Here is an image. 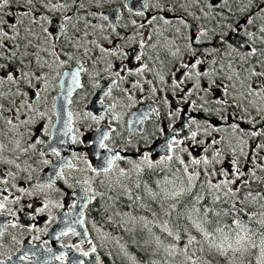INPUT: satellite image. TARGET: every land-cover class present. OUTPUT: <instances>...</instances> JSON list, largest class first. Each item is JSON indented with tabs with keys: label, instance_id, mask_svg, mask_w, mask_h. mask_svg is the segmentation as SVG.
I'll use <instances>...</instances> for the list:
<instances>
[{
	"label": "snow or ice",
	"instance_id": "snow-or-ice-1",
	"mask_svg": "<svg viewBox=\"0 0 264 264\" xmlns=\"http://www.w3.org/2000/svg\"><path fill=\"white\" fill-rule=\"evenodd\" d=\"M233 3L239 2V0H232ZM12 0H0V139H4L7 142H0V156L5 151L16 152L21 155H27L29 152L37 155L40 163L44 165L49 164V160L43 159L49 152L51 155L60 158V149L58 145L66 143L65 137H70L73 144L85 143V147L90 150L91 155L95 157L97 164L93 166L88 156H78L73 154V159L82 161L86 168L84 171H90L94 173V176L85 179L83 183L79 180L76 184L80 186L82 191L78 193L80 200L87 203L95 200V198L103 193H98L92 188V184L96 177H105L110 183L107 185L109 191L115 190L118 186L123 190V193L127 197L126 206L131 208L132 212H121L115 210V201L119 199L118 196L109 197V202H105L101 211L108 213L112 210V216H108L107 219L113 224L119 227L124 225H132L131 228L125 230L129 233L137 231L136 225H139L138 231L140 233H147L148 238L144 239L142 251L148 252L152 256H159L161 253L164 255V259H152L149 264H210V260L206 257L216 258L219 257L223 260V264H264V211L259 213H250L245 216L240 212L237 207L239 203L248 202L249 204H259L261 208H264V176H257L255 169L260 167L264 169V166L259 164H253L247 172L243 171L240 167V156H244L247 160L248 157L244 153V144L246 141L243 139L244 135L248 133L245 130L240 129L238 124H230V127L234 133H241L239 139V153L236 154L237 149L234 147L233 159L230 161L232 165L231 171L228 169H213L209 171L210 165L215 163H222L220 159L222 153L220 150H215L214 156L202 155L200 158L192 157L190 163L179 155L175 154L174 145L179 146L185 142V140H191L194 145L203 143L197 139L198 133L201 128L205 134L208 132L206 126L201 125L194 117L188 116L185 121V125L189 134L183 139H177L178 131L173 128L172 135L165 140L162 146L164 155L158 158L153 157V153L156 152V147H153L150 143L149 137L141 136V142L136 146L135 157H129L126 154L128 146L131 144V140L125 145V148L116 150L113 147H109L106 143L113 139L112 133L116 132V129L111 126V121L119 123L122 119L121 114L116 111L117 107L121 105L122 99L127 98L128 101L135 103L132 90L139 89L141 92L145 91V88L139 80L131 81V88H122L120 91L123 93V97L112 96V88L116 86L117 81L111 80L109 87L106 91H103L105 97H111L112 103L105 104L103 100L99 101L101 108L104 112L110 113V121L106 126L107 130H102L99 127L96 128L97 135L92 138L90 143L79 140L77 138V130L69 129V123L71 122L72 113L68 112V119H63L62 113L64 112V105H57L53 100L51 113L52 116H57L58 119L53 122L51 116H48L45 111L42 110V105L46 104V97L41 93H47L51 79L59 78L61 80V87L63 88V81L70 80L71 86L65 89L66 97L70 96L72 91L76 88H83L81 83V74L87 72L85 65L82 62H77V68L73 71H66L62 75L59 69L65 67L67 61L61 60L60 56L55 51V44H52L51 49L43 47L40 44L33 45V39L37 41L43 39L47 44L50 40H55L60 37L69 39V42H75L77 49L79 50V40L77 38L67 37V25L72 19L66 15L58 17L57 22L53 30V21L45 16L41 15L39 18L35 16L33 5L34 0H25L26 10L21 13V16L27 17L30 14L33 16V24L37 19L44 21L47 26L43 24L42 33L37 35L32 28L25 26L24 35H21V25H24V19H21L11 11ZM42 6L53 14L58 12H66L69 5L62 3L61 0H56V3H52V0H41ZM76 3V0H73ZM193 6L202 4V0H191ZM255 5L257 12H253L252 8ZM83 7V5H79ZM127 7V5H125ZM143 8H148V0H144ZM182 7H184L182 5ZM225 9L228 12H232V8L229 0H208L207 4L200 7L199 11L203 14L208 24H212L213 21L217 22L219 27H199L197 29L198 35L195 39L188 38L186 50L191 55V60L184 62L180 56V48L175 46L174 40H169L165 35L164 30L154 28V34L158 37L157 40L151 44H147L146 40L137 42L138 49H143L146 46L153 49H158L172 57L180 60V66L173 67L170 83L165 81L164 75L157 70L154 75L158 78L160 84L164 85L168 83V86L172 89L173 95L177 92L183 93L178 100L181 103L189 104L194 110L200 109L205 112H218L221 120H226L223 115V110L208 109L204 107V104L209 103L205 100L204 96H199V99L204 103L197 105L195 100L189 98L195 91L197 94L203 92L205 94L213 93L218 96L214 101L217 105L225 106V110L228 107H232L228 100L222 98L217 93V89L223 88V95H227L228 87H236L235 83L229 85H222L218 83L217 77H222L230 82L237 81L240 85L239 100L246 102L252 108H254L258 114H264V71H258L257 68H264V47H257V41L260 45H264V5L257 2V0H248L247 3L239 9L242 13H248L243 18V21L237 20L235 24H228L226 27L221 23L226 19L223 15ZM185 11L188 8L185 7ZM138 16H144L143 11L134 13ZM234 14V13H233ZM92 15H96L93 13ZM193 15H195L193 13ZM12 16L13 22L10 25L11 31L6 29V25L9 24L6 17ZM219 16V20L217 17ZM103 20H108L106 15L100 16ZM199 18V17H197ZM162 20L164 25H169L175 29L177 35H181V28L173 24V21L165 17L153 16L148 20L149 24ZM133 25L136 21H132ZM179 24L184 27H188L187 22L183 18H179ZM89 26V22L85 21V27ZM73 27H75L73 25ZM93 28L103 29L102 25H91ZM138 27L143 28L144 25L140 24ZM78 32L79 29H76ZM209 32H211L213 39L219 47L214 48L213 52L223 50L224 53H228L229 50L236 51L238 53L239 61L242 62L240 69L234 68L232 63L222 64L216 59L207 61V56L211 55V52L205 50L206 55L201 58L198 55L201 45L207 42ZM87 35V33H85ZM143 36V33H141ZM234 36H242L243 39L237 44H233ZM127 39V38H125ZM148 41L152 40V35L147 37ZM6 41H12L11 44ZM95 44V41H92ZM21 45H23V51H21ZM99 47V45H97ZM33 49V50H30ZM247 49V51H243ZM41 52L47 53L51 59H47L40 55ZM100 52L104 56H116L120 54L121 50H106L100 48ZM87 55V50H85ZM67 55L68 61L75 59L74 56ZM125 57L127 53H123ZM145 56L143 51H137L131 59L139 62ZM33 57V59H28ZM254 58V59H253ZM148 59L158 61L159 53L155 56H149ZM95 63V60H93ZM161 66L164 64L160 61ZM208 64L207 68L201 67ZM112 67L111 64L108 65ZM181 68L183 71H181ZM127 71L128 76L143 77L145 72H153V69L149 67L147 63L140 64L137 68L131 69L127 65L122 66L113 72V76L118 78L119 81H125L127 77L121 75V72ZM179 73V75H177ZM91 80H95L92 73H88ZM191 81V87L187 86V82ZM145 83L151 85L152 80H146ZM43 84V88L39 85ZM93 87L99 88V84L93 83ZM151 94L153 96L157 93L156 87H151ZM233 101L237 100V97H232ZM164 103H170L167 97L164 98ZM130 106V105H129ZM237 108H242L243 103H237ZM178 105L174 110H170L169 116L175 117L182 112ZM247 112V109H244ZM155 113L159 116L160 113L157 109H152L151 112L144 114L138 122L142 123L148 115ZM84 118L91 120L95 124L99 125L101 121L105 119L103 114L94 115L91 111L85 112ZM264 118V116H262ZM244 119L243 116L240 117ZM47 120V124H41V121ZM255 123V118L248 121ZM207 125V121L204 122ZM57 124L61 127L57 128ZM35 126V127H33ZM195 126V130H193ZM182 130V129H181ZM163 132V129H160ZM135 132V129H132ZM39 133V135H37ZM119 135V133H117ZM252 137L258 135H264V132L253 131L250 134ZM44 138H48V141L55 140V144L46 142ZM220 141L213 139L212 144H217ZM26 145V146H25ZM38 145H44V148L38 149ZM210 145H205L203 151L206 153ZM258 149H264V144L257 145L254 152ZM103 150V153L101 152ZM185 149H181L184 151ZM123 153V154H122ZM172 153V154H169ZM191 155V154H189ZM19 159V156H17ZM255 159H260L257 155ZM173 161L178 162L182 167H177L175 171L172 170L171 164ZM4 163L14 164L15 160H3ZM127 163L131 165L130 169L125 170L120 167V163ZM27 163V161H25ZM203 165L202 170H198L199 166ZM19 168L20 165L16 164ZM30 168L31 165H28ZM75 165L71 160L60 161V171L58 175L63 177V169H72ZM191 169V170H190ZM148 173L149 179H143L145 173ZM118 173V175H116ZM163 173V178H159V174ZM116 175V179L112 181V176ZM213 175H221V179L218 183H212L208 177ZM153 177H156L153 179ZM203 177V178H202ZM233 177V178H229ZM242 180V185H238L235 188L232 185H236L237 180ZM135 178L134 188L139 190L143 188V195L137 194L133 196L132 189L128 188L123 181L133 180ZM199 181V183H198ZM65 183H68L65 180ZM100 183L105 184V180H101ZM256 185L257 190H253L252 185ZM72 186V185H70ZM52 185H41V191L45 188H51ZM243 192L242 199H239L238 193ZM211 199V206L206 203L207 199ZM236 198V200H234ZM222 201L228 203L232 201L231 207L225 211L223 208H217V202ZM5 203H10L7 197L4 198V202H0V210L5 209ZM157 205L153 208L152 205ZM59 207L60 205H54ZM49 204L44 203L43 207L39 209L43 212ZM76 207L75 204L72 206ZM147 211L151 214V219L146 215H137L136 210ZM9 215L15 216V213L11 209H7ZM71 212V210H70ZM173 213L175 216L173 217ZM236 213V214H233ZM113 216L119 217V223L113 219ZM33 219L35 217H32ZM103 218V217H102ZM174 219V223L171 221ZM81 219H74L73 224H82ZM12 227H16V224H12ZM7 224L0 225V235H3V230H6ZM95 227V225H94ZM158 229L159 234L153 231ZM99 232V229H97ZM71 233L77 235L72 226H69L66 230L60 232L61 236ZM87 235L86 233L84 234ZM110 234L100 233L102 240L109 239ZM120 248V252L127 257L132 264H136V258L130 256L125 251V246L120 244L119 238H112ZM134 242L135 237H133ZM91 245V240L87 241ZM138 243V242H137ZM92 252L97 251L95 246H92ZM51 251V249H47ZM204 253V256L199 255ZM82 256H88L89 252L82 251ZM56 259L63 260V255L55 257ZM11 260V257H8ZM20 260L30 259L28 255H22ZM0 264H4L0 261ZM76 264H84L83 260L77 261Z\"/></svg>",
	"mask_w": 264,
	"mask_h": 264
},
{
	"label": "flooded vegetation",
	"instance_id": "flooded-vegetation-1",
	"mask_svg": "<svg viewBox=\"0 0 264 264\" xmlns=\"http://www.w3.org/2000/svg\"><path fill=\"white\" fill-rule=\"evenodd\" d=\"M121 1L122 4L120 5L113 1L103 14L108 17L107 22H109L113 28L118 29V31L121 33H124L122 26L120 25L121 21L124 20L123 18L126 17V19H131L128 17L138 16L134 14L138 11H143L144 16H148L152 12H155L156 16L157 14L164 16L162 13L163 11L156 9V6L159 4L156 0H148L149 7L143 9L138 8L137 11L130 9L129 2L131 0ZM239 1H242L243 3H245V1L246 3L248 2V0ZM61 2L66 3L64 0H61ZM105 2H108V0L103 1V5ZM257 2L264 5V0H257ZM52 3H56V0H52ZM170 3V9L175 8L177 11H179L176 6L182 5V0H170ZM238 3L239 2L236 4ZM66 4H68L70 7L68 12H58L55 14L47 11L42 6L41 0H34L33 7L36 9L34 14L37 18L43 14L53 21V30L59 16L66 15L71 17L72 19L69 21L66 29L67 37L70 38L71 28H73L75 32H77V26L80 27V30H83L81 29V26H79V23L83 22L84 15L82 14L86 12L79 9L77 4ZM125 5H127V7H125ZM25 10V0H12L11 11L14 12L17 17L24 19L25 22L24 25L20 26L21 35H24L25 26L32 28L37 35H40L42 33L41 25L43 24L46 27L47 24H45L44 21L40 19H37L36 23L33 24L32 14L27 17L21 16V13ZM116 10H119L120 14L115 22L112 23L109 13ZM252 11H258L255 5L253 6ZM186 13L187 16L183 19L187 22L188 27H183L187 28L189 36L192 39H195L198 35L197 29L201 26L205 27V24H197L193 18L189 17L188 11ZM244 17L245 16H242L240 21H243ZM6 19L9 24L5 27L7 30L11 31L10 25L13 22V17L7 16ZM225 21L226 20L221 21L224 26ZM160 23H162V21H160ZM73 25L75 27H73ZM175 25L177 26V23ZM172 29L174 28L172 27ZM181 33V35H177L176 32H173L172 39L171 36H166L165 32L164 35L169 40H173V38L177 36L174 41L175 46L179 47L178 44L181 41L180 38L183 36L182 29ZM149 35H152L151 42L158 39L153 30L149 31ZM120 37H124V35H121ZM242 39V36H234L232 42L233 44H237ZM33 40L35 42H40L41 46H43L42 44H45L43 39L39 41L36 39ZM119 42L120 40L114 39V46H116ZM133 42L134 44L130 48H125L123 50V53L128 54L127 57L118 54V59L115 62H110L107 64L104 62H96L95 64L98 67L94 69V81L91 80L88 75V73H92L91 70L93 69V66H91L92 64L90 62H83L81 60L77 61L76 58L72 61H68L67 55H65V53L71 55L70 51L72 50L73 56V54H75L77 51V46L75 45L74 41L70 43L69 39L60 37L55 40H50L47 43L49 45L47 48L49 49H51L52 44H55V51L60 56V59L67 61L65 67L59 69L61 75L66 71L76 70L77 62H82L87 69V72L82 73L80 78V81L84 87L78 88L75 92H73L72 96H70V99L68 100L67 109H65L66 113L64 115H66L67 119V113H72L71 122L69 123L70 135L71 130L78 129V132L76 133L77 138L79 140L85 141L86 143H90L95 134H97V127L102 130H107L106 126L110 121V113L104 112L99 103L97 105V112L99 115L103 114L105 119L101 121L95 129L91 128V132H88L87 129H82V124L79 118L83 117L85 112L91 111V100L93 97H95V95L98 94V91H101L100 100H103L106 105L112 103L111 97H105L103 95V91H106L109 87H112L110 84L111 80L117 81L116 86L112 88V96L123 97V93L120 91V89L131 88V81H136L138 79V76L135 75L129 77L127 75V71L121 72L122 76L127 77L125 81H119L118 78L113 76V72L124 65H127V67L131 69H135L140 65L139 62L133 61L131 59V57L137 51H141L137 47V39ZM6 43L11 44L12 41H6ZM198 47L203 49L208 47L217 48L219 46L214 39L211 45H198ZM20 50H24L23 45H21ZM80 50L82 51V48H80ZM152 50L154 51L155 55L159 53V56L162 52L158 49ZM243 51L246 52L247 49H244ZM218 52L220 54L223 52V50ZM235 53L238 54L236 51ZM40 55L47 59H51L47 53L41 52ZM167 55L171 58L170 63L174 65H169L170 67L168 68V72H165L166 67L164 70L160 68V71H163L164 74H166L167 77L165 81L170 83L173 67H179L180 63H176L177 58L172 57L170 54ZM213 59H216L219 63L225 65L227 64L222 58H219L218 56H214L212 59H209V63ZM109 64L112 65L111 68L108 67ZM232 65L234 68L240 69L242 63L237 60V62H233ZM257 70L262 71L261 68H257ZM181 71H183L182 68ZM177 75H179V73H177ZM152 79L153 83L151 85L148 84L143 86L145 91L141 92L139 89L132 90L131 94L135 98V103L128 101L126 97L122 99L123 104L129 102V104L132 106L125 119L121 120L123 126L118 124L116 121H111V126L116 129V132L112 133L113 139L106 142L109 144V147H113L119 151L125 148V145L129 140H131V144L128 146L126 154L129 157H135V148L141 142L142 134L149 137L150 143L153 147H157V145L162 140L169 138L172 135L173 128H175L179 133L176 138L183 139L189 134L188 128L184 125L188 116H191L194 117L201 125L206 126L208 128V132L205 134L203 127L201 128L197 139L203 143L199 145H194L191 140H185V142L179 146L174 145L173 147L175 149L176 155H179L181 158L190 163L192 157L200 158L202 155L211 157L215 155L214 149L220 150L222 153L220 159L223 162L210 165L208 170L212 171L213 169H228L231 171L232 165L230 164V161L233 159L232 149L234 147L237 149L236 154L240 156L239 139L241 133H234L233 130L228 127V125L235 123L239 125L240 129H243L246 133H248L247 135L243 136V139L246 141L243 146L244 153L247 155L248 159L245 160L244 156H240V167L242 170L247 172L254 163L264 166V149H258L256 152L253 151L257 145L264 144V135H258L256 137H252L250 135L253 131L264 132V118H262L264 114H258L257 111L246 102L239 100V82L235 80L230 82L226 79H223L222 77H217L218 83L222 85H229L230 83L236 84L235 88L228 87L227 95H223V88L217 89V93H219L223 99L228 100L232 105V107H228L226 110L225 106L214 103L218 96L213 93L205 94L200 92L197 94L194 91L193 95L189 98L190 100H195L197 105H200L204 102L199 99V96H204L205 100L209 101V103L204 104L205 108L223 110V115L226 117V120H221L220 114L218 112H205L200 109L194 110L189 106V104L181 103L177 97L183 95V93L177 92L174 96L172 89L168 86V83L164 85L157 84L156 79ZM93 83L99 84L100 87H93ZM191 83V81H188L187 86L191 87ZM153 86L157 88V93L155 96H153L150 91L151 87ZM40 87L43 88V84ZM62 92L64 91L61 87V80L59 78H55L50 80L48 92L41 93V95L46 97L47 101L46 104H44L45 106H43L44 108L41 106L42 110L49 113V116H51L53 122L57 120V116H52V102L55 100L58 104V98L62 95ZM233 96L237 97L236 101H233ZM165 97H167L170 103H164ZM237 103H243V107L237 108L235 106ZM177 105L183 109V111L175 117H170V110H174ZM245 108L247 109V112L244 111ZM152 109H157L160 115L156 116L153 112L151 115H148L147 118L144 119V121L139 125L141 128H137L134 133L132 130H129V121L132 114L137 112H140L139 115L146 114L151 112ZM241 116L244 117L243 120L240 119ZM252 118H255V123L248 122L252 120ZM205 121L208 122L207 125H205ZM88 122L92 125L91 120ZM45 123V120L41 121V124ZM160 129H163L164 131L161 132ZM193 130H195V126H193ZM117 133H119L118 136ZM37 134L39 135V133ZM44 139L46 142H49L48 138ZM213 139H216L220 142L217 144H212ZM205 145H210L206 153L203 151ZM37 148L42 150L44 145H38ZM59 149L60 158L51 155L49 152L45 157H43L44 159L49 160V164H42V166L38 169H36L38 167L37 163L39 161L38 156L32 152H29L27 155H21L16 152L9 151L4 152L2 156H0V202H4L5 197H7V200L10 202L5 203L4 210H0V225H8L7 229L3 230V235H0V261H3L4 264H76V262L80 260H83L84 264H97L100 261L101 264H104V240L100 238V233H104L101 229L104 228L102 219L104 213L101 211L104 205V189L100 183L102 176L97 177L98 179L93 182L92 188L98 193H103V196L98 195L95 200L87 203L85 206L86 202L81 201L78 195L82 189L76 184V181L79 180L81 183H83L85 179L93 177L94 173L90 171H84L86 165L78 159H73V154L76 153L78 156L87 155L89 162L93 166L96 165L97 161L95 157L91 156L90 150L85 147V143L73 144L70 137L66 138V143L62 144ZM181 149L185 150L181 151ZM161 155H164V150L162 148H156V152L153 153V157L158 158ZM257 155L260 157L258 160L255 159ZM17 156H19V159H17ZM9 159L15 160V163L7 164L3 162V160ZM62 159L71 160L75 165V167L72 169L64 168L63 177L58 175L60 171V165H57L54 169H52L53 165ZM25 161H27V163H25ZM173 162L178 164L176 161ZM121 163L125 164L123 162ZM16 164H19L20 167L17 168ZM28 165L33 166L31 170L26 168ZM203 168L204 166L201 165L199 166L198 170H202ZM255 171L257 176H264V169L258 167L255 169ZM208 179L212 183H218L221 179H223V177L221 175H213L208 177ZM243 179L244 178L242 177L241 180H237L236 185H232V187L235 188L238 185H242ZM65 180H67L68 183H65ZM49 183L52 185V187L45 188L43 191H41L40 186ZM252 187L254 191L257 190L255 184H253ZM243 194V192L238 193L239 199H242ZM234 200H236V198H234ZM46 202L49 204V207L43 212H40L39 209L42 208ZM219 202L220 203L216 205L217 208H223L224 210L230 208L232 203V201L228 203H224L222 201ZM236 202L240 212L245 216L251 213L248 211V209L251 208L252 204H249L248 202L239 203L238 200H236ZM206 203L208 206H211V199L208 198ZM57 204L60 206H54ZM73 204L76 205L75 208L72 207ZM7 209H11L12 212L15 213V216L9 215ZM32 217L35 218L33 219ZM74 219H81L83 223L73 224ZM12 224H16L17 226L12 227ZM69 226L74 228V231L77 233V235L68 233L67 235L61 236L60 232L62 230H66ZM97 229H99V232ZM85 233L87 234L86 236L84 235ZM88 240H91V245L88 244ZM92 246H95L97 249L95 253H93L91 250ZM49 248L51 249L50 252L47 251ZM82 251L89 252V255L82 256ZM25 254L28 255L30 259L20 260L19 257ZM61 255L65 257L63 260L55 258ZM8 257H11V260H9Z\"/></svg>",
	"mask_w": 264,
	"mask_h": 264
},
{
	"label": "rangeland",
	"instance_id": "rangeland-1",
	"mask_svg": "<svg viewBox=\"0 0 264 264\" xmlns=\"http://www.w3.org/2000/svg\"><path fill=\"white\" fill-rule=\"evenodd\" d=\"M103 1L105 0H76V3H73V0H64V2L66 3H70V4H77L79 5H83V7L79 6V9H81L82 11H85L86 13L82 14L84 15V20H83V25L80 22L79 26H77V29H79L78 32H75V30H73V28L70 29V38H76L79 40V50L77 49L76 53L73 54V56L76 58L77 61L81 60L83 62H90L93 66L92 74L93 76H95L94 74V69L96 67H98L95 63L96 62H104L105 64L110 63V62H115L118 57L116 56H104L103 53L100 52V48H104L106 50H121L120 54L123 55V50L126 48H130L133 44H134V40L137 39V41H141V40H146L147 44H151V41L147 40V37L149 36V31L150 30H154V28L159 29V30H164L167 29L165 32L166 36H171V39L173 37V32H175V29H172L171 26L169 25H164L163 21L162 23H160V21L158 22H154L153 24H149L148 20H150L153 16H156L155 12L150 13V15L148 16H131L128 18L131 19H126L123 18L124 20L121 21L120 25L122 26V29L124 31V33H121L118 31V29H115L111 26V24L109 22H107V20H103L100 18L101 14H104V11L106 9L109 8V6L112 4V2H116L118 5L122 4L121 0H108V2H105L103 5ZM157 3H159L156 6L157 10H161L163 11L162 13L164 14V16L167 19H170L173 21V24L177 23V26H179L182 31H183V36L180 38L181 41L178 44L179 48H180V56L183 58L184 62H188L189 60H191V55L190 53L186 50V45L188 43V38L190 37L187 31V28H184L183 25L179 24V18H185L187 16V13L185 12V7L188 8V15L189 17L193 18L197 24L202 25L201 23L205 24L206 28H212V27H219L217 25L216 21H213L212 24H208L207 21L205 20L203 14L199 11L200 7H203L204 4L208 3V0H202V4L198 5V6H193L191 4V0H182V5L184 7H182V5H177L176 7L179 9V11H177L175 8L170 9L171 8V3L170 0H156ZM231 8H232V12H228L227 9H225L223 15L226 17V20L224 22L225 27L228 24H235V22L237 20H240L242 16H246L248 13H242L239 11V9L243 6L242 1H239L238 4L233 3L232 0H229ZM70 8V7H69ZM68 8V9H69ZM68 12V10H67ZM93 13H96V15H92ZM193 13L195 15H193ZM234 13V14H233ZM262 15H264V13H261ZM156 17H161L160 14H157ZM199 17V18H197ZM217 19L219 20V16L217 17ZM135 20L136 24L133 25L132 21ZM85 21L89 22V26L85 27ZM159 23V25H158ZM140 24H143L144 27L140 28L138 27ZM91 25H102L103 29H97V28H93L91 27ZM182 26V27H181ZM169 27V30H168ZM131 28V29H128ZM85 33H87V35H85ZM141 33H143V36H141ZM121 35H124V37H120ZM177 36H175L173 38V40H175ZM127 38V39H125ZM114 39L116 40H120V42L114 46ZM127 40V41H125ZM207 42L201 44V45H211L214 41L211 32H209L208 37L206 38ZM92 41H95V44L92 43ZM33 45H36L37 43L41 44L40 42H35L34 40L32 41ZM177 43V42H176ZM43 46L48 47V44H42ZM97 45H99V47H97ZM200 46V45H199ZM257 47H264V45H260L259 41H257ZM80 48H82V51L80 50ZM153 48L146 46L143 49H140L141 51H143L145 53V56L142 58L141 61H139L140 64L143 63H147L149 65L150 68L153 69V72H145L143 77H139L138 79L140 81V83L145 86L148 85L147 83H145L146 80H152V78L156 79L157 84H160L158 78L154 75V73L159 70L160 68H162L165 72H168V68L170 67L169 65L171 64V58L165 53V52H161L160 56H159V60L158 61H153L148 59L149 56L155 57L156 55L154 54V51L152 50ZM214 48L213 47H208V48H200V52L198 53V55H201V58H204V56L206 55L205 50H207V52H211V55L207 56V61L209 62V59H212L214 56H218L219 58H222L227 64L228 63H233V62H237V60H239L238 58V54L235 53V51H231L229 50L228 53H220L219 52H213ZM33 50V49H30ZM85 50H87V55H85ZM70 54L72 55V50L70 51ZM28 59H33V57H29ZM254 59V58H253ZM93 60H95V63H93ZM160 61H163L164 64L161 66ZM240 63H242L241 61H239ZM176 63H180V60L177 59ZM174 65V64H171ZM202 67L207 68L208 64L202 65ZM262 71H264V68H261ZM162 75H164L165 79H166V74H164L163 71H160ZM128 75V73H127ZM42 84H40L39 86H41ZM130 105V106H129ZM45 105H42V107ZM131 104H129V102L123 104L121 103L120 106L117 107L116 111L118 113L121 114L122 119H125L126 115H128V112H130L131 109ZM44 108V107H43ZM46 112V111H45ZM47 113V112H46ZM47 115L49 116V113H47ZM121 119V120H122ZM80 122H81V127L82 129H87L88 132H91V128L95 129L97 124L92 122V125L88 122L89 120L85 119L84 116L79 118ZM47 124V120H45ZM41 123V122H40ZM118 124H120L121 126H123V123L120 121ZM38 135V134H37ZM118 136V135H117ZM0 142H4L6 143L7 141L4 139H0ZM5 152H9V151H5ZM41 158L38 157V160H40ZM44 159V158H43ZM43 163H40L38 161L37 163V168H40L42 166ZM33 166H31L30 168L27 166V169H32ZM120 167L124 168L125 170L130 169L131 165L125 163L122 164L120 163ZM172 170L175 171V169L177 167H181L179 164L174 163L171 165ZM118 175V173L116 174ZM116 175L112 176V181H114L116 179ZM148 175V173L146 172L144 175L145 180H148L149 177L146 176ZM156 177H153V179H155ZM159 178H163V173L159 174ZM98 178L96 177L95 180H97ZM101 180H105V184H103V189H104V204L105 202H109L112 203L111 201H109V197L112 196H118L119 199L115 201L114 204V208L115 210L121 211V212H132L133 210L131 208H128L126 206V201H127V197L126 195L123 193V190L116 186L115 190L113 191H109L107 185L110 183V181L105 178L102 177ZM123 183L130 189H132V194L133 196L140 194L143 195V188L136 190L134 188V183H135V178H133V180H124ZM220 202H217V204ZM120 204V205H119ZM153 208H156L157 205L153 204L152 205ZM129 209V211H128ZM126 210V211H125ZM249 212L251 213H259L261 211H264V208H261L259 204H252L251 208L248 209ZM140 213V214H139ZM137 215H146L149 217V219H151V214L147 211H142V210H136ZM108 216H112V210L110 209V211L108 213H104L103 215V227L101 228L103 230L104 233H108L110 234L109 239L104 240V258L106 261V264H132L131 261H129L127 259L126 256L123 255V253L120 252V248L119 246L116 244L115 240L112 239L114 238H119L120 240V244H123L125 246V251H127V253L130 256H133L136 258V264H149V262L152 259H160L163 260L165 257L163 255V253H161L159 256H152L150 255L148 252L142 251L141 248L143 246L144 243V239H147V233H140L138 231L139 229V225H136V229L137 231L134 233H129L128 231H126V228H131L133 227L132 225H124L123 227H119L116 224H113L111 221H109L107 219ZM175 216V213H173V217ZM113 219L117 221V223H119V217L113 216ZM172 223H174V219L171 221ZM154 232H156L157 234H159V230L158 229H153ZM141 236H143L144 239H141ZM133 237H135V241ZM133 248H136L138 250V252H134ZM142 255H141V254ZM199 255L204 256V253H199ZM207 259L210 260V264H223V260L219 257L216 258H212V257H206Z\"/></svg>",
	"mask_w": 264,
	"mask_h": 264
},
{
	"label": "water",
	"instance_id": "water-1",
	"mask_svg": "<svg viewBox=\"0 0 264 264\" xmlns=\"http://www.w3.org/2000/svg\"><path fill=\"white\" fill-rule=\"evenodd\" d=\"M143 3H144V0H131V1L129 2V7H130L131 10H133V11H137L138 8H142V9H143V7H142ZM119 14H120V11H119V10L112 11V12L109 13V15H110L109 17H110L112 23L115 22V20H116V19L118 18V16H119ZM80 80H81V79H80ZM70 86H71V81H70V80H64V81H63V88H62L64 92H62V95L58 98V104H57V105H58V106H59L60 104H63V105H64V112L62 113L63 119H67V118H66V115H64V114L66 113V112H65V109H67L68 100L70 99V96H72L73 92H75V91L78 89V88L74 89V90L72 91L71 95L66 97L65 89H66L67 87H70ZM100 98H101V91H98V94L95 95V97H93V99L91 100V104H90V110L92 111V113H93L94 115H97V116L99 115L98 112H97V105H98V103H99V101H100ZM139 113H140V112H137V113H134V114L131 115V117H130V121H129V130H132V129H135V130H136L137 128H141V127H139V125H140L141 123L138 122V121L140 120V118H141L144 114L139 115ZM57 119H58V117H57ZM143 121H144V120H143ZM60 127H61V125H60V124H57V128H60ZM96 135H97V134H95V136H96ZM95 136H94V137H95ZM66 138H67V137H65L64 139L66 140ZM166 139H168V138H165L164 140H162L157 146H162ZM49 142L55 144V140H51V141H49ZM60 146H61V145H58V147H60ZM156 148H162V147H156ZM162 149H163V148H162ZM101 152H102V154H104V153H103V150H101ZM90 153H91V152H90ZM91 156H92V155H91ZM92 157H94V156H92ZM96 164H97V162H96ZM57 165H60V161L57 162L56 164H54L52 169H54ZM96 261H97V260H96ZM97 264H101V261H100L99 263H97ZM104 264H105V261H104Z\"/></svg>",
	"mask_w": 264,
	"mask_h": 264
},
{
	"label": "trees",
	"instance_id": "trees-1",
	"mask_svg": "<svg viewBox=\"0 0 264 264\" xmlns=\"http://www.w3.org/2000/svg\"><path fill=\"white\" fill-rule=\"evenodd\" d=\"M229 209V208H228ZM228 209H226L225 211H227ZM134 252H138V250L136 248H133ZM141 254V253H140ZM142 255V254H141Z\"/></svg>",
	"mask_w": 264,
	"mask_h": 264
},
{
	"label": "bare ground",
	"instance_id": "bare-ground-1",
	"mask_svg": "<svg viewBox=\"0 0 264 264\" xmlns=\"http://www.w3.org/2000/svg\"><path fill=\"white\" fill-rule=\"evenodd\" d=\"M120 205V204H119ZM138 210V209H137ZM126 211V210H125ZM128 211H129V209H128ZM140 214V213H139Z\"/></svg>",
	"mask_w": 264,
	"mask_h": 264
}]
</instances>
